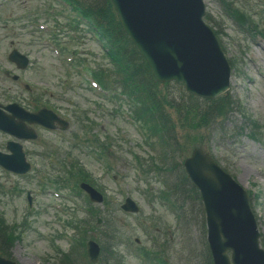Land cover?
Masks as SVG:
<instances>
[{"label":"rangeland","instance_id":"1","mask_svg":"<svg viewBox=\"0 0 264 264\" xmlns=\"http://www.w3.org/2000/svg\"><path fill=\"white\" fill-rule=\"evenodd\" d=\"M204 1L206 13L211 17L212 26L219 32L226 56L234 62L235 68L232 71L228 93L240 105L242 112L235 110L222 125L212 124L208 134L207 131L201 134L204 141H189L188 144L193 143L191 149L203 146L207 152L210 151L222 167L251 193L250 205L257 219L260 240L264 246V51L257 44L258 38L239 29L225 14L220 0ZM225 1L233 7H255L250 0ZM42 4L41 0H8L0 10V103L7 105L14 102L30 112L43 106L54 109L70 123V130L60 135L43 133L35 128L39 134V146L19 141L23 146L26 160L31 164L29 175L14 177L12 174L4 173L0 168V215L20 236L14 242V246H9L10 256L19 264H68L64 261L66 254L72 259L70 264H89L83 252L84 248L77 246L73 252L68 240L56 239L51 243V240L48 241L43 236L51 237L60 231L72 238L81 235L77 230L57 227V216L47 209L46 205L48 202L59 200H53L46 193L38 191L37 177L40 172L51 174L54 170H60L50 165L49 158H44L52 151V154H56L55 160L58 164L64 161L68 163L67 160L77 161L83 170L86 169L93 176L92 180H95L97 187L107 198L106 205L92 206L95 211H101L97 217L108 223V227L102 225L96 227L95 219H92L91 222H95L91 223L92 229H86V239L94 238L107 248L109 255L105 262L110 260L113 264H143L138 257L137 247H145L158 252L164 264H205V225L197 200L188 195V185H182L180 181L178 186L176 185L178 181L175 183V179L166 174L172 188L173 199L176 195L185 198L179 204L180 218L176 220L175 215L157 198L158 192L165 189L164 183L155 179L152 172L142 179L137 176L133 155L139 157L141 164L145 162L147 166L155 168L152 166L154 152L152 153L139 140L140 135L135 125L121 114L110 118L114 114L116 104L102 101L101 97L89 91L83 81L84 78L80 75H73L70 87L61 86L60 80L66 75L67 65L63 59L58 60L52 54L36 48L38 47L36 42L39 41L38 33L35 32V28L28 26L26 18H19L23 12L40 13ZM59 19L65 20L64 17ZM256 26L264 33L263 21H259ZM84 37L78 50L85 52L84 58L92 67L96 64L105 66L106 62L102 60L98 42L92 39L89 32ZM12 49L30 58L31 66L20 73L21 83L12 81L13 75L18 74L14 65L7 59ZM71 72L75 71L71 69ZM25 84L32 90L26 91ZM169 90L172 95H176L175 87L170 86ZM44 91L46 96L41 94ZM34 98L46 102L36 105ZM95 101L105 107L108 113H102L99 108L97 113H91L90 106ZM126 110L123 108V112ZM75 111L84 112L86 116L80 117H83L85 122H91L93 132L103 144H106V141L109 144L110 168L92 155L94 149L86 144L85 132L76 123ZM86 117L89 118L88 121ZM248 118L261 129L257 137L259 141L249 140L248 128L244 133L240 132ZM6 141L17 140L0 134V151L6 152ZM170 151L171 160L176 158L183 163L184 147H181L178 154ZM158 165L161 166V163ZM173 166L178 167L176 163ZM165 179L164 176V181ZM26 191H31L33 196L31 210L26 207L24 201ZM126 197H131L137 203L140 209L138 215H127L121 211L120 206ZM76 199L81 207L82 204L85 207L83 196H77ZM70 208L73 211L65 219L89 218L86 207L85 210L82 208L84 211L79 210L76 205ZM59 218L63 220L60 216ZM145 229L152 236L153 242L148 240ZM57 247L61 249L60 253Z\"/></svg>","mask_w":264,"mask_h":264},{"label":"water","instance_id":"2","mask_svg":"<svg viewBox=\"0 0 264 264\" xmlns=\"http://www.w3.org/2000/svg\"><path fill=\"white\" fill-rule=\"evenodd\" d=\"M112 2L125 32L158 82L182 83L189 93L205 98H215L227 90L230 69L212 32L200 20L201 0ZM27 118L33 121L35 117ZM185 168L201 191L213 263L264 264L247 194L200 151L193 152ZM89 248V257L95 262L98 249ZM227 251L231 252L230 260ZM0 264L13 263L0 260Z\"/></svg>","mask_w":264,"mask_h":264},{"label":"trees","instance_id":"3","mask_svg":"<svg viewBox=\"0 0 264 264\" xmlns=\"http://www.w3.org/2000/svg\"><path fill=\"white\" fill-rule=\"evenodd\" d=\"M95 5L97 11L89 6H83L84 14L98 25L108 55L116 65L111 71L114 77L104 71L102 79L116 81L121 92L139 106L138 110L144 111L152 121H156L163 136L170 138L171 141L189 140L190 134L194 133L195 141H199L202 140L201 134L209 130L212 123L227 118L234 107L230 95L206 101L187 95L178 85L174 86L176 95H172L168 85L156 83L147 65L123 33L109 1L98 0ZM233 15L241 22L249 23L242 13L234 10ZM192 190L194 191L193 188ZM0 239L5 242L2 228ZM8 242L7 238L5 243H0L2 244L0 251L10 244ZM208 264H211L210 259Z\"/></svg>","mask_w":264,"mask_h":264},{"label":"bare ground","instance_id":"4","mask_svg":"<svg viewBox=\"0 0 264 264\" xmlns=\"http://www.w3.org/2000/svg\"><path fill=\"white\" fill-rule=\"evenodd\" d=\"M179 18V17H178ZM179 19H181V18H179ZM190 30V27L189 26H187V31H189Z\"/></svg>","mask_w":264,"mask_h":264}]
</instances>
